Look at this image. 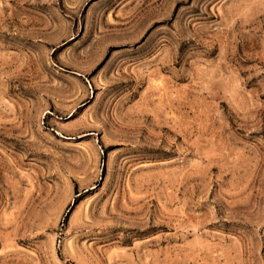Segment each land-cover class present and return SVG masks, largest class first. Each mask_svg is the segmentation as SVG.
<instances>
[{
	"label": "rangeland",
	"instance_id": "obj_1",
	"mask_svg": "<svg viewBox=\"0 0 264 264\" xmlns=\"http://www.w3.org/2000/svg\"><path fill=\"white\" fill-rule=\"evenodd\" d=\"M0 264H264V0H0Z\"/></svg>",
	"mask_w": 264,
	"mask_h": 264
}]
</instances>
